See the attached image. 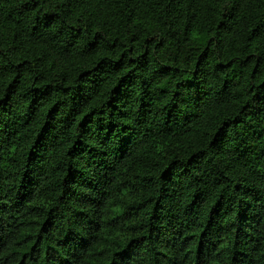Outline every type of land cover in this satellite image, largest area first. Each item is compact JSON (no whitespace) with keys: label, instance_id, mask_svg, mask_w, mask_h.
I'll list each match as a JSON object with an SVG mask.
<instances>
[{"label":"trees","instance_id":"16d2710c","mask_svg":"<svg viewBox=\"0 0 264 264\" xmlns=\"http://www.w3.org/2000/svg\"><path fill=\"white\" fill-rule=\"evenodd\" d=\"M0 264H264V0H0Z\"/></svg>","mask_w":264,"mask_h":264}]
</instances>
